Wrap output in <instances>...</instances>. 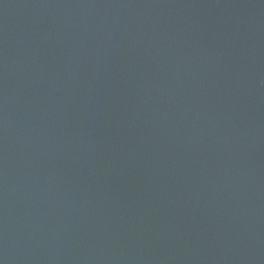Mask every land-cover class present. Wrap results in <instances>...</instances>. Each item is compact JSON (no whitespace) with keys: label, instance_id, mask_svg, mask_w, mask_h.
<instances>
[{"label":"water","instance_id":"obj_1","mask_svg":"<svg viewBox=\"0 0 264 264\" xmlns=\"http://www.w3.org/2000/svg\"><path fill=\"white\" fill-rule=\"evenodd\" d=\"M0 264H264V0H0Z\"/></svg>","mask_w":264,"mask_h":264}]
</instances>
